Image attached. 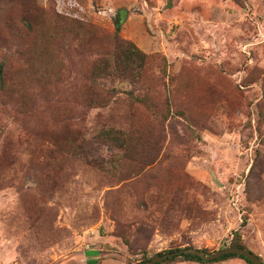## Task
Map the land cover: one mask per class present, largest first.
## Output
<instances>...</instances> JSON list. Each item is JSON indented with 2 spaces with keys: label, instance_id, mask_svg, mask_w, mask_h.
<instances>
[{
  "label": "rangeland",
  "instance_id": "1",
  "mask_svg": "<svg viewBox=\"0 0 264 264\" xmlns=\"http://www.w3.org/2000/svg\"><path fill=\"white\" fill-rule=\"evenodd\" d=\"M32 1L107 39L112 17L128 11L120 38L152 57L144 71L156 112L131 97L140 86L119 81L102 84L112 100L75 106L95 57L70 39L30 58L50 56L51 82H33L17 53L20 8L4 7L0 63L26 86L0 93V264H137L173 249L213 253L235 235L264 263V0ZM166 98L185 119L159 121ZM130 131L144 144L125 157L117 146Z\"/></svg>",
  "mask_w": 264,
  "mask_h": 264
},
{
  "label": "trees",
  "instance_id": "2",
  "mask_svg": "<svg viewBox=\"0 0 264 264\" xmlns=\"http://www.w3.org/2000/svg\"><path fill=\"white\" fill-rule=\"evenodd\" d=\"M11 4L18 5L20 8L19 23L21 24L24 33L21 37H17L19 41L17 53L21 61L24 63V69L28 70V68H30L35 74L36 79H34L33 82L41 85V80H43L45 86L51 82L50 77L46 78L49 73L48 70L45 69L49 64L50 56L43 57L41 60L33 61H31L30 58L32 56H36L38 51H51L54 45H57L65 39H70L75 41V44L77 45V55L84 56L85 54H90L95 57L94 62H92L85 74V85L78 87L75 92V106L81 105L82 107L87 108H97L101 105V101L106 96H109V100H112L113 93L104 89L102 84L105 81H119L122 83L127 82L133 87L140 86V89L143 91L142 95L138 96L131 92V97L136 103L145 106L150 111L152 110L153 112H156L153 106L149 103V92L151 91L152 86L149 83L150 79H148V76L146 77V72L144 71L148 62L152 60V57L138 51L133 46L130 47L129 45H125L124 47V42L120 38V31L124 22V16L129 15L128 11L120 10L124 14L120 13V11H117L115 16L112 17L113 33L110 39H107V37L103 35L102 32L89 21H85L83 18H79L76 15L75 17H72L71 15L67 14H57L53 12L52 9V12L43 11L39 9L32 0H2V2H0V12L4 7ZM32 13L40 18L41 22L43 21L47 30L46 32L41 30L44 29L41 27V24H36L30 19ZM55 52L56 54L58 53L59 57V49L55 50ZM162 60L164 62L162 72L166 73L167 65L165 59L162 58ZM37 61H39L38 64L34 65ZM127 64H134L138 72H136V74L129 72L127 70ZM24 69L23 72H26ZM7 72L8 68H6L5 64L1 62L0 93L6 94L8 92H23L26 85H23L21 79H17V81L14 82H8L6 80ZM50 76H52V73H50ZM63 79V69H61L57 74L56 80L62 82ZM13 97L14 94L12 95V98ZM50 98L51 93L46 92V99L49 100ZM163 106V110L157 114L160 122H166L172 116L183 117L184 119L186 118L182 111H174L172 101L169 98L165 99ZM67 113L68 109L67 107H64V116H66ZM136 136L137 134L135 132L130 131L120 138L117 148L125 157H128V154L132 153L131 151L136 152L138 147L144 144H142L141 141L139 142L138 139L135 138ZM77 142L78 141L75 139V153L79 152V150H76ZM80 142L82 143V141ZM53 144L56 148L57 143L54 142ZM112 146L114 147L115 145L112 144ZM149 148H151V145ZM142 149L143 152L146 151V145ZM147 162L148 165H150L153 161L148 159ZM252 167L253 165L250 167L249 172L251 171ZM229 247L248 250L246 249L239 235H235L232 238ZM178 250L180 249L160 252L151 258L143 255L139 263L148 262L156 256H163ZM232 258H238L246 262V264H251L248 260L236 255H225L216 260L208 261L207 263L212 264L214 262H222ZM183 261H195L203 263V261L198 257L181 255L168 257L156 264H174Z\"/></svg>",
  "mask_w": 264,
  "mask_h": 264
},
{
  "label": "water",
  "instance_id": "3",
  "mask_svg": "<svg viewBox=\"0 0 264 264\" xmlns=\"http://www.w3.org/2000/svg\"><path fill=\"white\" fill-rule=\"evenodd\" d=\"M181 255H186V256L189 255L193 257H198L203 262L213 261L225 255H236V256H240L248 260L251 264H263V262L259 259V257L253 254L252 252L245 250V249L235 248V247H226L224 249L218 250L213 253H209L204 250H199L195 248H184V249H180L178 251L172 252L170 254H166L163 256H156L148 262H142L139 264H156L168 257L181 256Z\"/></svg>",
  "mask_w": 264,
  "mask_h": 264
}]
</instances>
